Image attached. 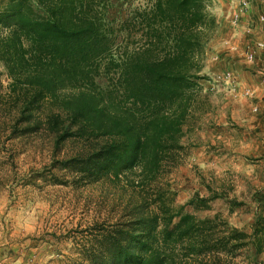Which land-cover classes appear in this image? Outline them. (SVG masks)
Returning a JSON list of instances; mask_svg holds the SVG:
<instances>
[{
    "label": "trees",
    "instance_id": "16d2710c",
    "mask_svg": "<svg viewBox=\"0 0 264 264\" xmlns=\"http://www.w3.org/2000/svg\"><path fill=\"white\" fill-rule=\"evenodd\" d=\"M210 2L8 0L0 8L12 133L89 142L61 162L77 182L125 177L142 191L128 220L83 233L81 264H231L242 247L251 264H264V199L248 233L219 214L176 208L160 183L209 103L201 72L219 25Z\"/></svg>",
    "mask_w": 264,
    "mask_h": 264
},
{
    "label": "rangeland",
    "instance_id": "374dc122",
    "mask_svg": "<svg viewBox=\"0 0 264 264\" xmlns=\"http://www.w3.org/2000/svg\"><path fill=\"white\" fill-rule=\"evenodd\" d=\"M210 1L218 18L219 1ZM7 2L0 0V8ZM244 28H251L248 39L258 34L251 24ZM206 60L201 83L208 106L183 136L180 160L160 183L176 208L201 218L219 214L250 233L264 199V92L238 85L226 89L227 82L205 72ZM243 60L254 82L264 87L256 60L247 62L245 54ZM10 82L0 60V123L8 122L0 124V264H81L77 244L83 233L102 222L128 220L141 205L142 191L127 185L125 177L77 182L61 162L88 151L89 142L69 139L57 146L50 132L12 133V104L2 105L1 97ZM229 261L251 264V251L242 247Z\"/></svg>",
    "mask_w": 264,
    "mask_h": 264
},
{
    "label": "crops",
    "instance_id": "0c3cea01",
    "mask_svg": "<svg viewBox=\"0 0 264 264\" xmlns=\"http://www.w3.org/2000/svg\"><path fill=\"white\" fill-rule=\"evenodd\" d=\"M218 29L215 36L209 42L206 55L205 72L214 80L227 82L226 89L240 90L248 88L258 93L264 92V87L257 85L248 70L242 63L243 55L249 50L252 40H261L264 43V0H252V7L243 11L240 0H218ZM240 17L238 24H234L235 17ZM252 25L258 33L253 39L247 38L248 30L244 27ZM256 72L264 66V46L256 55ZM230 74L233 78H226ZM262 84V83H261ZM263 85V84H262ZM233 89V90H234Z\"/></svg>",
    "mask_w": 264,
    "mask_h": 264
},
{
    "label": "built area",
    "instance_id": "2783aa9c",
    "mask_svg": "<svg viewBox=\"0 0 264 264\" xmlns=\"http://www.w3.org/2000/svg\"><path fill=\"white\" fill-rule=\"evenodd\" d=\"M252 0H241V6L243 7V11L247 12L251 7H252ZM240 17L236 16L234 19V24H238ZM248 33L251 32V28H248ZM264 43L261 40H252L251 41V46L249 48V50L245 53V58L247 62H254L256 60V55L257 52L263 48ZM259 74L261 76H264V67H261L259 69ZM226 78H232L230 74H227Z\"/></svg>",
    "mask_w": 264,
    "mask_h": 264
}]
</instances>
